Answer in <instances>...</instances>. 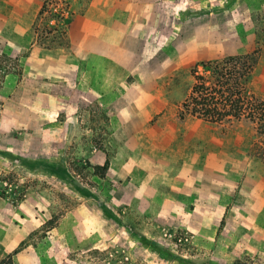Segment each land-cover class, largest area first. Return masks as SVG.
Listing matches in <instances>:
<instances>
[{"label":"rangeland","instance_id":"rangeland-1","mask_svg":"<svg viewBox=\"0 0 264 264\" xmlns=\"http://www.w3.org/2000/svg\"><path fill=\"white\" fill-rule=\"evenodd\" d=\"M43 1L0 0V264H264L255 130L176 114L225 55L264 97V0Z\"/></svg>","mask_w":264,"mask_h":264},{"label":"trees","instance_id":"trees-1","mask_svg":"<svg viewBox=\"0 0 264 264\" xmlns=\"http://www.w3.org/2000/svg\"><path fill=\"white\" fill-rule=\"evenodd\" d=\"M48 0L43 1L38 13L42 19ZM49 3V2H48ZM52 17H58V24L44 26V31L52 30L64 36L69 20L58 8ZM46 20V19H45ZM48 22L50 17L47 18ZM258 64V51L238 55H225L201 61L191 68L192 83L176 114L179 119L191 117L205 121L225 133L235 122L249 123L259 140L255 150L264 153V97L252 88V80ZM264 157V156H263ZM106 158L102 165H94L95 173L102 176L107 167ZM5 180V179H3Z\"/></svg>","mask_w":264,"mask_h":264},{"label":"crops","instance_id":"crops-1","mask_svg":"<svg viewBox=\"0 0 264 264\" xmlns=\"http://www.w3.org/2000/svg\"><path fill=\"white\" fill-rule=\"evenodd\" d=\"M7 137H8V136H7ZM2 138H3V137H2ZM9 138H10V139H13V140H16V141H18V140L20 139V137L14 135V133H12V132H11V134L9 133ZM1 258H3V254H2V255L0 254V260H1Z\"/></svg>","mask_w":264,"mask_h":264}]
</instances>
